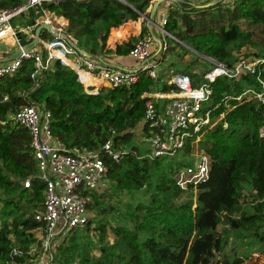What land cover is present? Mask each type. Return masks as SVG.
<instances>
[{"label": "trees", "instance_id": "trees-1", "mask_svg": "<svg viewBox=\"0 0 264 264\" xmlns=\"http://www.w3.org/2000/svg\"><path fill=\"white\" fill-rule=\"evenodd\" d=\"M22 4L23 0H0V9ZM150 7L151 0H51L42 8L46 11L28 16H50L51 12L63 19L60 23L67 20V29L80 48L97 56L103 53L99 48L107 45L112 29L125 25L111 34L108 47L113 48L139 33L141 16ZM145 23L142 38L148 34ZM165 30L180 41L173 42L184 51L177 55L182 59L188 54L203 55L229 67L249 57L264 60V0H223L201 9L180 4V9L170 10ZM42 34L46 38L47 31ZM138 41L132 36L116 52L107 53L129 56ZM175 48L169 46L167 56L174 55ZM244 49L251 53L242 55ZM259 69L260 75L219 78L213 84L207 106L214 119H223L203 131L197 145L209 158L210 171L207 179L186 190L178 185L177 174L194 163L196 148L191 141L173 158L150 161L132 152L138 150L133 138L151 100L143 95L169 90L165 86L155 91L160 81L143 74L130 87L101 88L89 95L77 74L60 60L36 80L32 78L34 60L24 61L16 73L1 78L0 263L34 264L40 253L37 231L41 224L35 215L43 210L46 186L33 179L30 189L24 187L23 182L36 174L37 162L29 131L11 121L22 107L33 104L51 112L53 135L68 148L98 150L112 139L115 146L130 150L121 162L104 157L109 184L125 212L105 225L100 219L94 227L100 233L99 255L89 253L76 231L50 264H244L255 253L264 255V104L256 98L235 99L247 88L263 90L258 77L264 83V63ZM184 72L197 86L199 75L188 67ZM140 192L147 199L132 205ZM248 192L252 208L245 205ZM123 194L130 197L129 202L122 199ZM94 201L91 209L98 207V195ZM108 231L114 237L111 243L106 242ZM16 248L22 254L12 257Z\"/></svg>", "mask_w": 264, "mask_h": 264}, {"label": "built area", "instance_id": "built-area-1", "mask_svg": "<svg viewBox=\"0 0 264 264\" xmlns=\"http://www.w3.org/2000/svg\"><path fill=\"white\" fill-rule=\"evenodd\" d=\"M176 1L179 5L197 7L218 4L223 0ZM50 2L51 0H23V4L15 9H0V43L7 44L13 39L19 47L16 58L0 65V79L16 73L24 61L34 60L35 73L32 78L36 80L40 72L47 70L54 61L60 60L77 74L79 83L89 95L97 94L101 88L130 87L137 83L143 74L161 81L164 88L168 86V92L143 95V98L151 100L147 104L144 118L138 124L137 142L134 145L138 150H132L138 159L154 161L176 157L189 141L193 147H198L202 132L212 129L223 119H214L212 110L207 106L212 99V86L216 80H239L244 75L261 73L259 67L264 60L241 59L233 67H229L205 57L211 61L212 67L199 76L198 85L194 86L190 75L166 65L168 43L151 36L139 39L130 51L129 58L136 67L123 69L108 66L105 62L81 54L77 49L80 46L70 32L63 30L62 26H55V21L51 18H43V23L53 26L57 41L46 42L39 38V48L38 44L36 48L34 43L25 45L24 41L36 39L35 32L41 25V16L28 19L24 23L21 20L30 13L43 10L44 4ZM153 2L154 0H151V4ZM168 18L169 13L162 17L160 29L167 37L176 40L165 30ZM50 33L53 34L52 31ZM153 41L157 43L156 47L153 46ZM33 46L34 48H30ZM54 49L59 50L65 59L58 58ZM258 80L262 84V91L247 88L235 99L242 102L256 98L264 104V83L260 77ZM11 121L29 131L37 162L36 174L23 182L24 187L30 189L33 179L46 186L43 210L35 215L36 221L41 224L37 231L41 252L36 256L34 264H50L52 261L48 260L49 252L59 236L67 237L92 223L93 218L89 215L91 205L95 196L102 193L109 183V167L104 157L121 162L130 154V150L121 145L115 146L112 139L98 150L84 146L68 148L53 135L51 112L34 104L22 107L11 116ZM142 147L147 149L144 154L141 153ZM197 155L198 159L195 158L193 165L177 174V183L183 190L188 189L190 184L196 186L208 178L210 160L205 154ZM36 249L33 247L32 252ZM21 254L16 248L12 257Z\"/></svg>", "mask_w": 264, "mask_h": 264}, {"label": "rangeland", "instance_id": "rangeland-1", "mask_svg": "<svg viewBox=\"0 0 264 264\" xmlns=\"http://www.w3.org/2000/svg\"><path fill=\"white\" fill-rule=\"evenodd\" d=\"M169 5V4H168ZM166 5V8H168L169 6ZM174 6V5H173ZM148 21H146L145 25H147ZM55 26H58V24H55ZM153 33H151V35L156 36L158 38H160L163 42H167L168 43V49L169 46L172 47H176L175 48V54L174 55H168L166 58V65L167 66H172L174 68H176L177 70H182L185 71L186 68H190L192 71H194L196 74H198L199 76L202 75L205 71L209 70L212 67V63L211 61H209L208 59L205 58V56L203 55H199L198 58H196V56L188 54L185 55L182 58H180L179 56H177L178 54H183L184 51L182 52V49H180V47L176 46L173 41H176L180 44V41H178V39L176 38L173 39L170 36H166L163 31L161 29H159L158 27L154 26L153 28ZM64 30V28H63ZM57 41V38H48L46 40V42H55ZM174 45V46H173ZM183 46H185L188 50L189 47H187L185 45V43H182ZM153 46L156 47L157 43L153 41ZM8 49V50H7ZM19 47L16 46L14 47L12 50L9 48H5L3 46V44H0V54L3 53H16L18 52ZM13 51V52H12ZM251 53L250 50L248 49H244L242 50V55L244 54H249ZM71 58V57H69ZM248 60H251V57L246 58ZM163 86H159L157 87L158 89H156L155 91H162ZM100 90V89H99ZM137 133L136 136L133 138V144L135 145V143L137 142ZM143 148V152L141 151L142 154H144V151H146L147 149ZM198 147H196V151L193 154L194 160L195 158L198 159V153L199 156L203 155V152H198ZM196 156V157H195ZM112 186L107 183L105 189L103 190L102 193L98 194L99 196V205L96 209H90L89 210V215L93 218L91 227L89 230H87V227L83 230H79L77 232H79V237H80V243L85 245V248L89 251V253L92 254V256H98L99 255V248H100V240H99V236L100 233L98 231H96L94 229V227L97 225V223L99 222V220L101 219V223H103L104 225L107 224L108 222H112L113 218L119 214H121L122 212H125V207L122 206V204L120 203V200L116 197L115 193L113 192V189L111 188ZM251 193H246L245 194V200H246V207H250L252 208L253 204L251 203L253 200V197H251ZM122 199L125 201H130V197L127 194H123L122 195ZM147 197L143 194V192H140L138 194H136L135 196V200H132V203L134 201H139V200H146ZM136 202H134L132 205H134ZM95 204V201H94ZM2 204L0 203V228L2 226V221H3V215H2ZM107 213V215H104V213ZM100 213H102L101 215H99ZM104 216V217H103ZM76 232V231H74ZM74 232L67 236L64 237L63 235L59 236L55 241H54V246L52 247V250L49 252V256H48V260L49 262L53 261L54 259L58 258L59 253H60V248L64 245H68L69 240L71 239L72 235L74 234ZM39 238V234H37V239ZM114 237L111 234L110 231H108V236L106 239V242H113ZM33 248V247H32ZM41 252V249L39 250ZM35 252H37V249L35 250ZM34 252V253H35ZM217 261H220V256H217ZM35 260V259H34ZM1 264V263H0ZM244 264H264V255H260V253H255L253 255V257L246 261Z\"/></svg>", "mask_w": 264, "mask_h": 264}, {"label": "crops", "instance_id": "crops-1", "mask_svg": "<svg viewBox=\"0 0 264 264\" xmlns=\"http://www.w3.org/2000/svg\"><path fill=\"white\" fill-rule=\"evenodd\" d=\"M156 1H158V0H154V2H153V4H155L156 3ZM162 2H161V4H160V6L158 7V9H157V12H156V14H155V16H154V20L153 21H150L148 18H143L142 16H141V18H142V22H141V24H140V32L139 33H136V34H134V35H131L126 41H122V42H119L118 41V43H117V46L115 47V48H113V47H108V45H109V43H110V41H111V34L114 32V31H117V30H120L121 28H123V27H121V28H118V29H112L111 30V33H110V36H109V39H108V42H107V45L105 46V47H100L99 49L100 50H102L103 51V53L102 54H100V55H97V56H92V59H97V60H100V61H102V62H105V63H107L108 64V66H115V67H120V68H123V69H133L134 67H136V64L129 58V56H117L115 53L114 54H108L107 53V51H109V50H112V51H114V52H116V50H117V48L120 46V45H122V44H124V43H128L129 41H130V39H131V37L133 36V37H136L137 39H141L142 37H140V35H141V33H142V31H143V24H144V22H146V21H148V23H147V28H148V34L146 35V36H151L152 38H156V39H160V38H158V37H156V36H152L151 35V33H153V28H154V26H156V27H158L159 29H160V25H161V20H162V17L165 15V14H168L169 12H170V10L171 9H180V5H179V3L176 1V0H161ZM153 4H151V7L148 9V11H147V13H146V15L148 16L150 13H151V9H152V7H153ZM169 4V5H168ZM166 5H168L169 7L168 8H166ZM174 5V6H173ZM196 8H198V6L196 7ZM44 11H46V10H44ZM52 16H54L55 18H57V20H55V18H51L52 20H54L55 22H54V25L55 24H58V26L57 27H59V26H62L64 29H67V26H68V21L66 20V23L64 24V23H60V22H62L63 21V19L62 18H60V17H57L55 14H52L51 12H49ZM30 14H32V13H30ZM29 14V15H30ZM29 19V16L27 15L26 17H25V19L23 20H21V22L22 23H24L26 20H28ZM31 19V18H30ZM39 21L41 22V25H39L38 26V28L40 27V26H42L44 23H43V17H40L39 18ZM32 22H33V20H32ZM35 22V21H34ZM130 22H133V21H130ZM130 22H128V23H130ZM30 23V22H29ZM127 23V24H128ZM37 28V29H38ZM36 29V30H37ZM68 30V29H67ZM45 31H47V35H46V38L45 37H43L42 35V33H45ZM35 35H36V32H35ZM145 36V37H146ZM54 37H56L54 34H51L50 33V31H48V30H46V29H43L42 31H41V33H40V40L41 41H46L48 38H54ZM115 40H117V38L115 39ZM34 44H35V47L37 48V44H38V42H36L35 40H34V42H33ZM0 44H3V46L5 47V48H9V49H13L14 47H16V46H18L17 44H15V41L13 40V39H10L9 41H8V43L7 44H5V43H0ZM30 48H34V46L33 47H30ZM38 48H39V44H38ZM8 50V49H7ZM13 52V51H12ZM18 52H19V50H18ZM18 52H16L15 54L14 53H12V54H9V53H1L0 54V60H4V61H8L9 59H11V58H14L15 56H17V54H18ZM5 63H7V62H5ZM4 64V63H3ZM0 65H2V64H0ZM170 67H172V66H170ZM172 68H174V67H172ZM176 69V68H175ZM177 70V69H176ZM161 81L159 82V85L161 86Z\"/></svg>", "mask_w": 264, "mask_h": 264}, {"label": "water", "instance_id": "water-1", "mask_svg": "<svg viewBox=\"0 0 264 264\" xmlns=\"http://www.w3.org/2000/svg\"><path fill=\"white\" fill-rule=\"evenodd\" d=\"M161 0H158V1H156V3L153 5V7H152V9H151V13L147 16L146 14H144V15H142V17L143 18H148L150 21H153L154 20V16H155V14H156V12H157V9H158V7L160 6V4H161ZM216 5V3L215 4H208V5H205V6H198V8H211V7H213V6H215ZM43 29H46V30H48V31H52L53 32V34H55L56 35V31L53 29V26L52 25H49V24H47V23H44L42 26H40L37 30H36V39H35V41L36 42H38V40H39V38H40V33H41V31L43 30ZM78 50H79V52L81 53V54H84L86 57H88V58H92V55L91 54H89L86 50H84V49H82V48H77ZM17 56H18V54H17ZM17 56H15L14 58H16ZM14 58H11V59H9L8 61H4V60H0V64H3V63H5V62H9V61H11L12 59H14Z\"/></svg>", "mask_w": 264, "mask_h": 264}, {"label": "bare ground", "instance_id": "bare-ground-1", "mask_svg": "<svg viewBox=\"0 0 264 264\" xmlns=\"http://www.w3.org/2000/svg\"><path fill=\"white\" fill-rule=\"evenodd\" d=\"M44 10H38V11H36V14L37 15H39L41 12H43ZM41 17H43V18H55L54 16H52V15H46V14H44L43 16H41ZM55 20H57V18H55ZM54 54L58 57V58H60L61 56H63V54L59 51V50H57V49H55L54 50ZM64 57V56H63Z\"/></svg>", "mask_w": 264, "mask_h": 264}]
</instances>
